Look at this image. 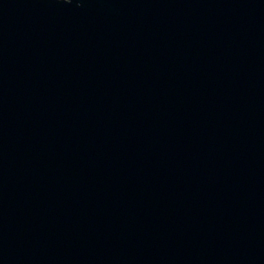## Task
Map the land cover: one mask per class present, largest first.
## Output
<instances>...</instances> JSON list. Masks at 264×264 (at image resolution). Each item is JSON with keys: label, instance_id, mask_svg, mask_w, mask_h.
<instances>
[{"label": "water", "instance_id": "obj_1", "mask_svg": "<svg viewBox=\"0 0 264 264\" xmlns=\"http://www.w3.org/2000/svg\"><path fill=\"white\" fill-rule=\"evenodd\" d=\"M0 264H264V0H0Z\"/></svg>", "mask_w": 264, "mask_h": 264}]
</instances>
